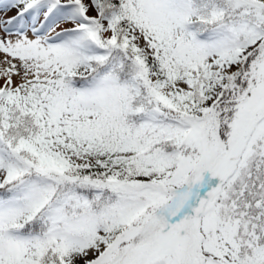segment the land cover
<instances>
[{
    "label": "snow or ice",
    "instance_id": "6c2138e0",
    "mask_svg": "<svg viewBox=\"0 0 264 264\" xmlns=\"http://www.w3.org/2000/svg\"><path fill=\"white\" fill-rule=\"evenodd\" d=\"M0 264H264V0H0Z\"/></svg>",
    "mask_w": 264,
    "mask_h": 264
}]
</instances>
